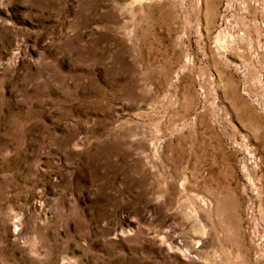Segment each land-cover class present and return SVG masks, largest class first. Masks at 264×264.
<instances>
[{"label": "rangeland", "instance_id": "1", "mask_svg": "<svg viewBox=\"0 0 264 264\" xmlns=\"http://www.w3.org/2000/svg\"><path fill=\"white\" fill-rule=\"evenodd\" d=\"M0 264H264V0H0Z\"/></svg>", "mask_w": 264, "mask_h": 264}, {"label": "bare ground", "instance_id": "2", "mask_svg": "<svg viewBox=\"0 0 264 264\" xmlns=\"http://www.w3.org/2000/svg\"><path fill=\"white\" fill-rule=\"evenodd\" d=\"M183 174H186L185 172Z\"/></svg>", "mask_w": 264, "mask_h": 264}]
</instances>
